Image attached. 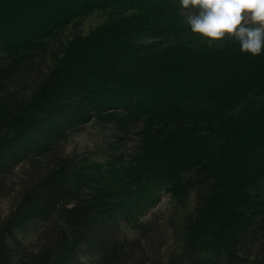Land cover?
Wrapping results in <instances>:
<instances>
[{"label":"trees","instance_id":"16d2710c","mask_svg":"<svg viewBox=\"0 0 264 264\" xmlns=\"http://www.w3.org/2000/svg\"><path fill=\"white\" fill-rule=\"evenodd\" d=\"M185 10L0 0V264H264V53L205 43ZM92 122L139 125L138 150L107 165L63 156L64 135ZM159 193L193 204L162 257L138 223Z\"/></svg>","mask_w":264,"mask_h":264},{"label":"rangeland","instance_id":"374dc122","mask_svg":"<svg viewBox=\"0 0 264 264\" xmlns=\"http://www.w3.org/2000/svg\"><path fill=\"white\" fill-rule=\"evenodd\" d=\"M194 9H187L183 12V16L188 20L189 15L194 13ZM60 16L56 15V18ZM102 21V15L94 14L85 19L73 29L76 33L86 34L91 30L97 28ZM13 24V23H12ZM72 29V30H73ZM73 31H71L72 34ZM139 125L128 127L125 131L116 130L106 125L98 123H89L88 125L67 132L66 137L60 145H62L61 154L65 157L75 159L77 162H83L86 165L97 164L107 165L108 162H126L129 160L131 154L136 152L140 146L137 133ZM8 200L5 197L2 200L1 208L8 209ZM176 209L173 208L175 204L170 200L166 193H159V199L156 203L145 210L138 218V223L146 224V231L153 229L156 232L149 231L148 237L157 235L158 250L157 257H162L167 251H176L180 245L178 236L175 238V227L181 229V222L183 223L184 215L192 210V197H189L186 202L179 204ZM171 210H175L174 213ZM148 226V227H147ZM178 230V229H177ZM152 232V233H151ZM124 234L128 240L138 235L135 229L127 227ZM19 240L24 245L33 244V237L31 235L19 236ZM145 260L146 258H142ZM148 262V261H146ZM148 264V263H146Z\"/></svg>","mask_w":264,"mask_h":264},{"label":"clouds","instance_id":"9594fccd","mask_svg":"<svg viewBox=\"0 0 264 264\" xmlns=\"http://www.w3.org/2000/svg\"><path fill=\"white\" fill-rule=\"evenodd\" d=\"M191 33L207 44L231 39L242 54L264 53V0H179Z\"/></svg>","mask_w":264,"mask_h":264}]
</instances>
